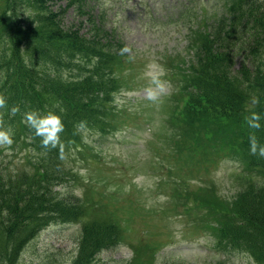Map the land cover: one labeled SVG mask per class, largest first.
I'll use <instances>...</instances> for the list:
<instances>
[{
  "label": "trees",
  "instance_id": "1",
  "mask_svg": "<svg viewBox=\"0 0 264 264\" xmlns=\"http://www.w3.org/2000/svg\"><path fill=\"white\" fill-rule=\"evenodd\" d=\"M69 8L76 22L65 25ZM106 17L100 0L57 6L50 0H0V93L7 99L0 112L14 128V143L29 146L32 169L10 171L0 159V264H14L48 223L71 220L81 210L79 197L61 182L69 179L72 151L86 142L83 129L113 112L119 84L113 68L130 56L122 36L107 28ZM205 21H190L189 40L176 54L171 127L177 136L215 137L232 126L224 143L246 168L257 166L264 156L250 151L249 135L255 132L264 143V127L249 129L244 116L251 110L264 114V0H223L219 15ZM253 95L260 98L258 105H251ZM14 105L20 111L12 114ZM31 109L60 113L61 144L46 149L40 143L23 121ZM223 216L216 248L242 249L264 261V185L240 192ZM114 239L111 225L84 226L73 264L83 262L80 251L90 260Z\"/></svg>",
  "mask_w": 264,
  "mask_h": 264
},
{
  "label": "rangeland",
  "instance_id": "2",
  "mask_svg": "<svg viewBox=\"0 0 264 264\" xmlns=\"http://www.w3.org/2000/svg\"><path fill=\"white\" fill-rule=\"evenodd\" d=\"M100 1L107 28L122 36L130 56L113 68L119 81L113 112L83 129L86 142L72 151L69 179L61 182L79 197L81 210L71 220L48 223L14 264H73L81 229L103 223L114 228V243L90 260L80 251L81 264H264L242 249L215 246L236 196L264 185V159L242 164L224 143L232 126L215 137L177 136L171 127L176 54L189 40L190 21L215 18L223 0ZM63 22H76L71 8ZM1 149L10 171L31 173L26 143Z\"/></svg>",
  "mask_w": 264,
  "mask_h": 264
},
{
  "label": "clouds",
  "instance_id": "3",
  "mask_svg": "<svg viewBox=\"0 0 264 264\" xmlns=\"http://www.w3.org/2000/svg\"><path fill=\"white\" fill-rule=\"evenodd\" d=\"M251 105L255 106L260 103V98L253 95L250 100ZM7 104L6 96L0 93V109H4ZM20 111L19 105L11 108V113L15 114ZM3 113L0 112V148L11 151L14 144L15 131L11 125H6L3 121ZM249 129H261L264 127V114L259 111L251 110L244 116ZM23 121L30 128L34 129V135L41 137L40 143L47 148H55L61 144V133L64 131L65 125L63 118L59 112L48 110L46 112L40 109H31L23 114ZM82 123V122H81ZM250 151L253 154L259 153L264 156V143H261L255 132L249 135Z\"/></svg>",
  "mask_w": 264,
  "mask_h": 264
}]
</instances>
